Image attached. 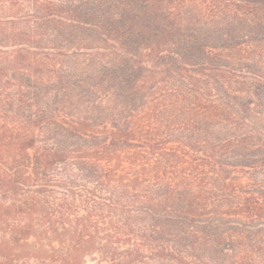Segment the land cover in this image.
Instances as JSON below:
<instances>
[{
	"label": "trees",
	"instance_id": "1",
	"mask_svg": "<svg viewBox=\"0 0 264 264\" xmlns=\"http://www.w3.org/2000/svg\"><path fill=\"white\" fill-rule=\"evenodd\" d=\"M264 264V0H0V264Z\"/></svg>",
	"mask_w": 264,
	"mask_h": 264
},
{
	"label": "rangeland",
	"instance_id": "2",
	"mask_svg": "<svg viewBox=\"0 0 264 264\" xmlns=\"http://www.w3.org/2000/svg\"><path fill=\"white\" fill-rule=\"evenodd\" d=\"M91 264H93V263H91Z\"/></svg>",
	"mask_w": 264,
	"mask_h": 264
}]
</instances>
